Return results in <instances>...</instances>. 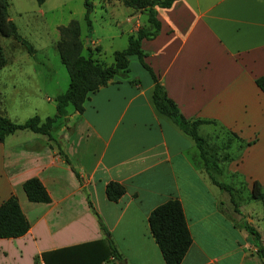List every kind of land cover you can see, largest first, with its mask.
I'll use <instances>...</instances> for the list:
<instances>
[{
	"label": "crops",
	"instance_id": "crops-1",
	"mask_svg": "<svg viewBox=\"0 0 264 264\" xmlns=\"http://www.w3.org/2000/svg\"><path fill=\"white\" fill-rule=\"evenodd\" d=\"M155 12L159 33L141 48L167 95L186 118L214 119L243 143L234 159L220 164L217 180L238 176L249 192L255 180L264 188V94L255 83L264 74V0H175ZM142 14L130 16L135 29L146 23ZM6 65L0 89L21 69ZM27 69L26 81L38 80V73L44 83L53 80L47 65ZM24 84L17 76L11 82ZM60 93L42 98L55 103ZM152 93L149 73L116 76L88 95L83 113L66 107L51 131L59 147L28 129L0 141V203L14 195L30 225L24 235L0 238V264H45L44 252L105 238L122 259L100 264H165L148 217L171 198L180 200L192 236L180 264H264L239 221L221 211L228 192L206 173L194 140L156 110ZM48 114L34 115H55L56 103ZM33 177L49 202L26 197L22 185ZM110 181L125 188L117 202L106 197ZM260 215L264 220L263 210Z\"/></svg>",
	"mask_w": 264,
	"mask_h": 264
},
{
	"label": "trees",
	"instance_id": "trees-1",
	"mask_svg": "<svg viewBox=\"0 0 264 264\" xmlns=\"http://www.w3.org/2000/svg\"><path fill=\"white\" fill-rule=\"evenodd\" d=\"M42 4L46 0H36ZM175 0H122L127 7L137 10L147 11V23L149 27L140 26L128 36L127 46L122 50L113 52L114 62L111 65H102L91 56L82 54L84 43L80 38V26L76 20H71L67 25L60 26L59 41L57 43L58 53L62 64L65 66L69 82L67 89L55 97L56 114L41 119L38 115L27 118L24 122L17 123L0 113V141L19 129L47 135L48 139L59 147V142L51 135V131L58 118L66 115V107L72 105L79 113L84 111V102L90 93L97 92L106 86L114 77H127L129 72V57L137 56L140 65L147 70L152 82V100L156 110L171 119L184 133L189 135L195 142L200 158L203 161L204 169L212 182L220 189L228 192L230 201L234 205V210L240 214L237 203L233 196V188L226 182H219L218 176L223 173L221 163L234 159L237 155L219 157L216 150H211L207 142V137L202 135L201 126L214 125L222 127L225 132H229L234 137L238 136L231 130L222 126L214 119H188L178 108L177 104L166 92L162 82L158 79L152 68L145 62L146 53L141 48L143 39H152L160 29V22L156 18L155 7L169 8ZM85 21L89 29L92 23L90 14L92 12V2L84 0ZM9 0H0V36L12 37L21 44L26 51L34 55L35 49L27 39L22 37L15 23L8 16ZM8 63L4 49L0 43V69ZM132 83L135 80H131ZM255 83L264 94V74L255 79ZM250 142L246 143L249 145ZM243 143H239V147ZM65 160L69 162L68 158ZM76 176H78L76 172ZM23 190L26 197L31 202H49L50 197L45 187L38 178H29L24 181ZM125 193L122 184L110 181L106 184L105 194L108 200L117 202ZM250 199L260 201L264 214V188L258 181H253L250 190ZM221 211L226 210L219 204ZM100 221V220H99ZM149 229L152 237L158 245L165 264H180L188 248L192 243V236L188 229L187 221L183 212L182 204L178 198H171L155 207L148 217ZM245 229L254 241L256 253L264 259V246L260 243V234L247 221L242 219L237 223ZM29 222L23 214L17 198L11 195L0 203V238L18 237L24 235L29 229ZM101 229L107 232L106 227L100 221ZM113 256L121 260L122 256L113 246L109 238L99 240L90 244L74 246L40 255L45 264H100ZM38 257H36V262Z\"/></svg>",
	"mask_w": 264,
	"mask_h": 264
},
{
	"label": "rangeland",
	"instance_id": "rangeland-1",
	"mask_svg": "<svg viewBox=\"0 0 264 264\" xmlns=\"http://www.w3.org/2000/svg\"><path fill=\"white\" fill-rule=\"evenodd\" d=\"M90 1L93 5L90 14L91 29L87 26L84 18V0H46L42 4H38L36 0H9L8 16L15 23L19 34L33 46L35 54H29L12 37L0 36V43L8 58L6 66H20L21 68L19 73L7 77L3 82L4 87L0 89V113L12 121L21 123L36 112L41 115H49L48 113L54 111L55 103L43 99L42 96L44 93L63 92L68 86V73L61 62L57 49L60 26L67 25L71 20H76L80 26V38L84 43L82 54L91 56L105 66L114 62L113 52L124 49L128 43V36L137 30L135 26L138 21L131 18V15L145 12L146 17L142 14L139 19L145 22L146 18V23L142 26L149 27L146 10L127 7L122 0ZM41 65L51 68L53 80L50 83H44L43 74L38 73L37 75L40 77L38 80L26 81L28 79L26 72L30 70L27 68L32 66L37 68ZM129 69L128 73L132 76L144 74L148 76L147 71L141 67L135 55L129 57ZM15 76L25 82L23 87L19 88L17 85L12 87L11 82ZM1 77L0 73L2 80ZM201 133L207 137L211 150H216L219 157L236 155L240 141L229 132H225L222 127L208 125L201 130ZM224 181L232 186L233 196L240 211L239 214L234 210V205L227 193L225 209L229 217L234 222L241 219L247 221L246 219L249 218L248 221L251 225L262 235L260 243L264 246V220L260 215L262 214L261 202L250 199V192L244 179L238 178V176L232 179L226 175ZM250 242L255 244L252 238Z\"/></svg>",
	"mask_w": 264,
	"mask_h": 264
},
{
	"label": "water",
	"instance_id": "water-1",
	"mask_svg": "<svg viewBox=\"0 0 264 264\" xmlns=\"http://www.w3.org/2000/svg\"><path fill=\"white\" fill-rule=\"evenodd\" d=\"M121 264H123V263H121Z\"/></svg>",
	"mask_w": 264,
	"mask_h": 264
}]
</instances>
